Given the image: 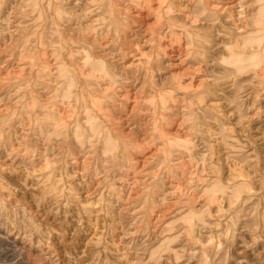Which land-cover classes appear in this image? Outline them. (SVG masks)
<instances>
[{"label":"clouds","instance_id":"obj_1","mask_svg":"<svg viewBox=\"0 0 264 264\" xmlns=\"http://www.w3.org/2000/svg\"><path fill=\"white\" fill-rule=\"evenodd\" d=\"M0 230L18 264H264V0H0Z\"/></svg>","mask_w":264,"mask_h":264},{"label":"rangeland","instance_id":"obj_2","mask_svg":"<svg viewBox=\"0 0 264 264\" xmlns=\"http://www.w3.org/2000/svg\"><path fill=\"white\" fill-rule=\"evenodd\" d=\"M144 15L146 16L147 13ZM169 55L175 60V56L179 55V50H170ZM21 246V242L15 234H8L0 230V264H18L17 253Z\"/></svg>","mask_w":264,"mask_h":264}]
</instances>
